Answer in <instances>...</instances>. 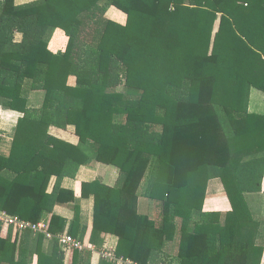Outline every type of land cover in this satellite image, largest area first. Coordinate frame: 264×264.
Returning <instances> with one entry per match:
<instances>
[{"label":"trees","instance_id":"1","mask_svg":"<svg viewBox=\"0 0 264 264\" xmlns=\"http://www.w3.org/2000/svg\"><path fill=\"white\" fill-rule=\"evenodd\" d=\"M111 6L125 23L106 16ZM27 87L44 92L40 109ZM253 87L264 91V0H0V101L24 114L0 155V209L38 223L77 196L59 185L49 194L51 176L60 183L94 160L119 169L113 186L81 184L94 195V244L116 235L115 255L131 264H264V113L249 110ZM69 125L76 146L48 134ZM213 178L229 211H204ZM141 197L158 204L157 219ZM79 222L77 210L68 234ZM67 224L52 214L48 228ZM45 241L0 223V264H65L58 241ZM170 244L175 256L164 254ZM91 255L73 249L71 264Z\"/></svg>","mask_w":264,"mask_h":264},{"label":"crops","instance_id":"2","mask_svg":"<svg viewBox=\"0 0 264 264\" xmlns=\"http://www.w3.org/2000/svg\"><path fill=\"white\" fill-rule=\"evenodd\" d=\"M29 1L32 0H16V3L20 4ZM108 12L109 13L111 12L112 14H116V17H114L113 15L108 17L115 19L116 21L121 23L126 22L127 19L126 13L117 9L116 7L114 6L109 7L107 13ZM21 38L22 35L17 34V39L20 40ZM72 79H74L75 82V78L71 77L70 83ZM257 89L263 93V96H261V98L262 97L264 98V91L259 88ZM25 93L28 96V107L31 110L40 109L42 101L39 103V99H41L42 96V100H43L44 92L32 91L27 87ZM250 98H251V94H250ZM261 98L258 101H260ZM249 110L252 111V109L250 108V104H249ZM252 112H257V111H252ZM257 113H264V109L262 112L260 111ZM23 117H24L23 113L4 106L2 104V101H0V155L8 157L11 154L18 124ZM48 134L55 137L58 140H61L62 142H66L73 146H76L79 143V137L76 133V129L74 125H69L67 128L50 126L48 129ZM118 178H119V169L116 166L93 160L89 163H85V162L82 163L74 177L66 176L63 179H61L60 183L58 181V175L54 173L51 176L47 186V192L49 194L54 192L59 185L60 188L62 189L75 192L77 196L74 201L56 204L53 209V212L45 211L40 221L43 222L44 225L49 227L52 214H56L62 218L67 219L68 221L66 230L64 232H58V233H68L71 223L76 216V211L78 210L80 222L78 225L76 224L73 226L72 233H75L74 237L81 240L84 243V249H82L81 251L89 250L92 252L91 264H100L102 259L109 260L113 264H131L130 261H125L121 258H118L115 255V249L118 243V237L116 235L111 233H106L100 236L97 245L92 242L91 238L94 229V195L92 194L89 196L81 195V184L83 182H93L97 179H100L104 183L113 186L116 184ZM263 191H264V179H263ZM85 192L89 193L91 192V190L88 189L85 190ZM142 203L145 206V210H146L147 206H150L151 200L143 199V197L140 198L139 210L144 213L145 210L144 211L141 210ZM203 207H204V211H229L232 208L230 200L227 196V193L225 191L221 179L213 178L208 181L206 199ZM84 228H85V235L81 238V236H79L80 235L79 232L80 229L82 231ZM53 242L54 241L52 239L46 237L45 246L47 250L50 249ZM64 250L66 252L65 264H71L73 250L67 248H64ZM113 257H115V259H113ZM33 264H37L36 258Z\"/></svg>","mask_w":264,"mask_h":264},{"label":"built area","instance_id":"3","mask_svg":"<svg viewBox=\"0 0 264 264\" xmlns=\"http://www.w3.org/2000/svg\"><path fill=\"white\" fill-rule=\"evenodd\" d=\"M0 223L3 226H10L19 231L31 229L34 232L43 233L47 238L57 240L63 248H67L70 250L84 249V243L68 233L54 234L49 231V228L44 225L41 221H39L38 223H33L29 220L20 218L17 215L10 214L9 212L3 209H0ZM113 259H115V257H113Z\"/></svg>","mask_w":264,"mask_h":264},{"label":"rangeland","instance_id":"4","mask_svg":"<svg viewBox=\"0 0 264 264\" xmlns=\"http://www.w3.org/2000/svg\"><path fill=\"white\" fill-rule=\"evenodd\" d=\"M115 7V6H114ZM117 8V7H116ZM118 9V8H117ZM120 10V9H119ZM111 11V10H110ZM119 13V12H118ZM111 14V15H110ZM114 16V17H116V14H112L111 12L109 13H107L106 12V16L108 17V16ZM110 18V17H109ZM115 20V19H114ZM20 38V37H19ZM60 38H62V33L61 32H59V31H57V32H55L54 34H53V38H52V41L54 40V41H58ZM64 43H65V41H64ZM64 45V44H63ZM71 83L73 84L74 83V79H72V81H71ZM42 94V93H41ZM261 96H263V93L260 91V90H258L257 88H253L252 89V91H251V98H250V108L252 109V111H257V112H262L263 111V109H264V98L262 97L261 98ZM261 98V100L260 101H258L260 98ZM39 99V98H38ZM42 101V96H41V99H39V103ZM144 199V198H143ZM139 209H140V207H139ZM141 210L142 211H144L145 210V206L143 205V203L141 204ZM145 212L146 213H148L152 218H158V216H159V213H160V209H159V207H158V204L156 203V202H154V201H152L151 200V203H150V206H147V208H146V210H145ZM196 214H198V213H196L195 212V214H194V216L195 217H198V215H196ZM176 251H177V246H176V244H170L169 246H168V249H167V251H166V253H164V254H168V255H170V256H172V255H176L175 253H176ZM165 261H168V260H165ZM166 264H168V263H166Z\"/></svg>","mask_w":264,"mask_h":264}]
</instances>
